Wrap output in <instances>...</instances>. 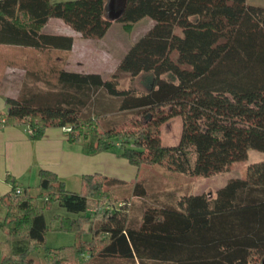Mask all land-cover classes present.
<instances>
[{
	"label": "trees",
	"instance_id": "trees-1",
	"mask_svg": "<svg viewBox=\"0 0 264 264\" xmlns=\"http://www.w3.org/2000/svg\"><path fill=\"white\" fill-rule=\"evenodd\" d=\"M104 1L0 0V43L71 49L72 35L46 31L44 24L59 17L82 37H100L111 23ZM144 16L155 22L118 69L130 79L150 73L147 90L121 86L117 72L104 78L61 68L53 83L26 70L16 94L5 95L0 124H25L32 138L48 126H67L69 142L90 130L94 150L117 143L137 170L158 164L208 176L251 148L264 151V6L125 0L116 19L128 26ZM172 116L181 119L180 136L163 144L161 126ZM5 178L11 187L0 196V264H259L264 256V159L214 192L151 191L136 181L121 196L123 181L99 171L82 173L79 191L49 168L39 169L33 192ZM51 229L73 233L74 242L48 245Z\"/></svg>",
	"mask_w": 264,
	"mask_h": 264
},
{
	"label": "crops",
	"instance_id": "crops-1",
	"mask_svg": "<svg viewBox=\"0 0 264 264\" xmlns=\"http://www.w3.org/2000/svg\"><path fill=\"white\" fill-rule=\"evenodd\" d=\"M247 2L264 6V0H247ZM124 3L125 0H121L117 11H121ZM50 18L43 26L44 30L56 32L58 27H64L63 29L67 31V34L71 35V29L59 20H53L54 25L50 27V30L47 29L46 26L51 20ZM74 46V37L71 49L67 50L59 48L37 49L31 46L0 43V77L22 76L26 70H35L33 72L41 74L46 73L45 71L50 68L55 73V81H57L59 72L64 67V57L69 56L66 63L67 66H71L68 67L73 65L70 62L73 54L70 52L74 50ZM5 52L14 54L13 60L15 62L6 65L1 64V60L5 58L3 55ZM30 55L35 56L34 64H31ZM7 94L14 95L16 91H9L0 85V113L7 110L5 102V95ZM95 138L94 134L87 132L85 138L76 142H69L66 131L60 126H48L40 137L32 138L25 124H0V196L7 193L11 187L5 178L6 175L14 177L16 184L20 187L33 186L38 182L40 168L54 170L66 188L73 191H79L82 173L93 171L116 177L123 181L121 184L131 182L133 177L137 176V168L121 156L117 143L106 150L98 151L93 148ZM4 213V208L0 204V220ZM4 238L5 234L0 225V241Z\"/></svg>",
	"mask_w": 264,
	"mask_h": 264
},
{
	"label": "rangeland",
	"instance_id": "rangeland-1",
	"mask_svg": "<svg viewBox=\"0 0 264 264\" xmlns=\"http://www.w3.org/2000/svg\"><path fill=\"white\" fill-rule=\"evenodd\" d=\"M120 2L121 0L104 1L103 15L110 18L111 23L109 24L105 33L100 37H82L78 31L73 30L59 17H51V20H49L46 27L50 30V27L54 25L53 20H59L63 23V25H66L69 29H71V35L74 37L75 43L74 50L70 52L73 54L72 60H70L73 65L72 67H68L71 65L67 66L66 62L69 58L67 55L63 59V68H74L83 71H96L100 72L104 78L110 77V75L117 72L121 86H131L135 90L144 91L150 87V73L141 72L134 79H130L127 72L118 69V63L131 44H133L141 35H143L150 27H152L155 21L150 16H144L138 21L126 26L123 22L116 19V16L119 12L117 11V8ZM58 28L56 32L67 34V31L63 29L64 27ZM173 54H175V52ZM3 55H5V58L1 60V64L6 65L8 63L15 62V60H13V58H15L14 54L5 52ZM30 57L32 58L31 64H34L35 56L30 55ZM52 65L55 66V64ZM58 65L60 66L59 63ZM40 71L44 72L43 70ZM45 72L46 73L41 74H36L35 72L33 73L43 79L55 83V73H53L50 68H48ZM20 79L21 76H1L0 85L4 86L9 91L17 92ZM129 114L132 116L135 115L133 113ZM139 118L142 121H145L149 117L147 113H143L139 115ZM99 122L102 123L103 120H99ZM181 126V119L179 116H172L168 118L161 126L162 143L168 145L176 143L180 136ZM87 132L94 134L90 130H87ZM260 159H264V151L251 148L248 150L246 158L232 161L227 170L208 176L186 175L177 171L169 170L168 168L158 164L142 165L137 170V176L133 177L131 182L118 185L117 191L121 196L128 195L133 188L134 182L142 181L151 191H160L165 188H173L179 193H197L201 191L214 192L222 187L229 178L235 176H244L247 164ZM31 187H33V192L35 185ZM116 204L118 205L119 203ZM57 211L66 212L63 208H57ZM74 240V234L71 232L51 229L46 234V243L50 246L70 245L74 242ZM32 255L36 259H41L42 253H33ZM66 255L67 254L64 253V256ZM79 257L80 259H83L86 256L80 255Z\"/></svg>",
	"mask_w": 264,
	"mask_h": 264
},
{
	"label": "built area",
	"instance_id": "built-area-1",
	"mask_svg": "<svg viewBox=\"0 0 264 264\" xmlns=\"http://www.w3.org/2000/svg\"><path fill=\"white\" fill-rule=\"evenodd\" d=\"M63 129L66 131V130L69 129V127H67V126H63ZM32 131H33L32 128H28V133H29V134H31ZM16 191L19 192V191H20V188L17 187V188H16Z\"/></svg>",
	"mask_w": 264,
	"mask_h": 264
},
{
	"label": "water",
	"instance_id": "water-1",
	"mask_svg": "<svg viewBox=\"0 0 264 264\" xmlns=\"http://www.w3.org/2000/svg\"><path fill=\"white\" fill-rule=\"evenodd\" d=\"M260 264H264V256L260 259Z\"/></svg>",
	"mask_w": 264,
	"mask_h": 264
}]
</instances>
